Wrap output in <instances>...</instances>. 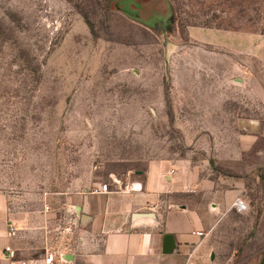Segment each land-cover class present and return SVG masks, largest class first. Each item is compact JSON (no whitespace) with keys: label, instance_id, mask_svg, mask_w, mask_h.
I'll use <instances>...</instances> for the list:
<instances>
[{"label":"rangeland","instance_id":"374dc122","mask_svg":"<svg viewBox=\"0 0 264 264\" xmlns=\"http://www.w3.org/2000/svg\"><path fill=\"white\" fill-rule=\"evenodd\" d=\"M114 1L0 0V184L59 190L91 168L192 164L248 200L239 219L229 212L223 242L235 253L229 264H256L264 169L240 158L236 119L263 115L264 77L241 86L236 64L187 29L225 19L264 30V0H161L154 25ZM204 195L193 197L202 209Z\"/></svg>","mask_w":264,"mask_h":264},{"label":"crops","instance_id":"0c3cea01","mask_svg":"<svg viewBox=\"0 0 264 264\" xmlns=\"http://www.w3.org/2000/svg\"><path fill=\"white\" fill-rule=\"evenodd\" d=\"M160 3L116 0L113 7L152 23ZM253 9L254 16L262 15L260 4ZM218 12L229 15L226 5ZM187 30L192 41L219 48L236 64L245 74L233 78L241 86L264 77L261 25L232 28L224 19L192 23ZM236 129L240 158L254 171L264 169V113L239 116ZM146 163L126 171L91 168L71 181L67 177L59 190L30 184L19 191L0 184V264H46L48 252H54V264H229L235 256L223 242L229 234L224 226L233 219L229 212L239 219L250 209L234 207L237 199L246 200L240 188L203 180L195 166L178 160ZM103 183L107 191L101 190ZM199 190L205 193L203 209L193 200ZM259 241L256 264L264 257V232Z\"/></svg>","mask_w":264,"mask_h":264},{"label":"built area","instance_id":"2783aa9c","mask_svg":"<svg viewBox=\"0 0 264 264\" xmlns=\"http://www.w3.org/2000/svg\"><path fill=\"white\" fill-rule=\"evenodd\" d=\"M108 186H109L108 183H103L101 186V190L107 191ZM234 207L238 212H245L248 209L247 203L240 198L234 202ZM54 262H55L54 252H48L46 257H45V263L46 264H54Z\"/></svg>","mask_w":264,"mask_h":264},{"label":"water","instance_id":"95a60500","mask_svg":"<svg viewBox=\"0 0 264 264\" xmlns=\"http://www.w3.org/2000/svg\"><path fill=\"white\" fill-rule=\"evenodd\" d=\"M259 264H264V257H262V259H261Z\"/></svg>","mask_w":264,"mask_h":264}]
</instances>
